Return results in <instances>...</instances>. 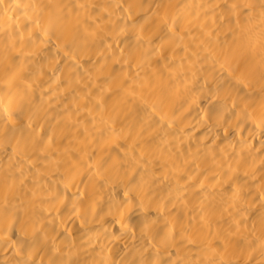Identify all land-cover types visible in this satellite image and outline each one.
Here are the masks:
<instances>
[{"label": "bare ground", "instance_id": "6f19581e", "mask_svg": "<svg viewBox=\"0 0 264 264\" xmlns=\"http://www.w3.org/2000/svg\"><path fill=\"white\" fill-rule=\"evenodd\" d=\"M0 264H264V0H0Z\"/></svg>", "mask_w": 264, "mask_h": 264}]
</instances>
